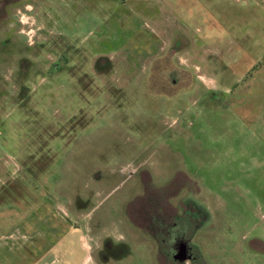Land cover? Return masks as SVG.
Masks as SVG:
<instances>
[{
  "label": "rangeland",
  "instance_id": "374dc122",
  "mask_svg": "<svg viewBox=\"0 0 264 264\" xmlns=\"http://www.w3.org/2000/svg\"><path fill=\"white\" fill-rule=\"evenodd\" d=\"M24 3L0 264H264V0Z\"/></svg>",
  "mask_w": 264,
  "mask_h": 264
},
{
  "label": "flooded vegetation",
  "instance_id": "af4514ba",
  "mask_svg": "<svg viewBox=\"0 0 264 264\" xmlns=\"http://www.w3.org/2000/svg\"><path fill=\"white\" fill-rule=\"evenodd\" d=\"M31 9L32 8L28 9V4H25L24 0H0V27L2 29H4L5 31L12 33V28H13V23H14L13 22V15L19 16L23 13H25V14L30 13L31 15H33L31 13ZM14 11H15V13H14ZM18 21H19V25H20L19 33L25 34L29 30L26 34L30 35V32H31L30 29H32V27L34 26L35 23L34 22H31V23L23 22L20 19V17H19ZM175 219L179 220L180 218L175 217ZM174 225L175 224H172V223L168 224V227L170 229H168L165 239H168L169 236L172 234V230L174 228ZM146 233L149 234L150 237H152V233L150 231L146 232ZM154 240H156V239H154ZM181 248H182V246H181ZM168 249H165L166 250L165 255H167ZM170 249H171V247H170Z\"/></svg>",
  "mask_w": 264,
  "mask_h": 264
},
{
  "label": "crops",
  "instance_id": "0c3cea01",
  "mask_svg": "<svg viewBox=\"0 0 264 264\" xmlns=\"http://www.w3.org/2000/svg\"><path fill=\"white\" fill-rule=\"evenodd\" d=\"M130 203H131V202H130ZM127 209H128V207H127ZM127 216H128V217H127ZM127 216H126V217H127V220H128L129 222H131L132 224H134L133 219H131V217H130L128 214H127ZM128 221H127V222H128ZM129 222H128V223H129ZM136 228L140 230L139 226H136ZM197 230H198V229H197ZM197 230H196V231H197ZM119 235H120V234H119ZM119 235H118V237H119ZM120 237L122 238L123 235H120ZM155 237H156V236H155ZM156 238H157V237H156ZM183 248H184V246H182V248L180 249L181 251H180V253H179V254H180L179 257H181V259H185V256H184V254H183V253H184ZM171 249L173 250V248H171ZM195 249H196V248H195ZM253 249H254V248H253ZM196 252H197V254H198V251H197V250H196ZM197 259H198V258H196L195 260L197 261ZM196 263H198V262H196ZM170 264H172V262H171ZM198 264H200V262H199Z\"/></svg>",
  "mask_w": 264,
  "mask_h": 264
}]
</instances>
